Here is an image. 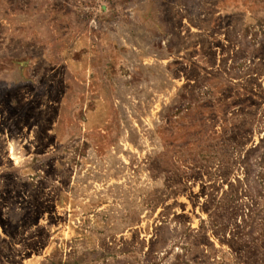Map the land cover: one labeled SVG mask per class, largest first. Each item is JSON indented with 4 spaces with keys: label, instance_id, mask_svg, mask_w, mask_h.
<instances>
[{
    "label": "rangeland",
    "instance_id": "obj_1",
    "mask_svg": "<svg viewBox=\"0 0 264 264\" xmlns=\"http://www.w3.org/2000/svg\"><path fill=\"white\" fill-rule=\"evenodd\" d=\"M0 264H264V0H0Z\"/></svg>",
    "mask_w": 264,
    "mask_h": 264
}]
</instances>
